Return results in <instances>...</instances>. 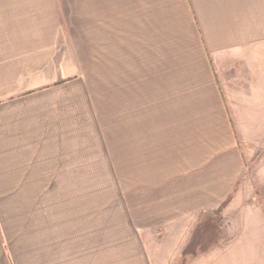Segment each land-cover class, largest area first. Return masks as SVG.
I'll return each mask as SVG.
<instances>
[{
	"label": "crops",
	"instance_id": "0c3cea01",
	"mask_svg": "<svg viewBox=\"0 0 264 264\" xmlns=\"http://www.w3.org/2000/svg\"><path fill=\"white\" fill-rule=\"evenodd\" d=\"M41 1L0 0V264H151L143 236L152 228L139 225L125 202V215L109 217L103 207L95 215L93 178L120 176L118 165L78 62L46 45V10L52 17L58 6ZM68 1L71 18L84 17L86 33L96 36L102 64L135 58L152 70L157 58L165 65L192 59L220 97L218 66L264 64V0ZM31 32L42 36L31 41ZM136 129L118 144L134 146ZM135 159L129 152L132 169ZM73 193L84 194L80 203ZM33 194H49L42 218L49 229L31 244L16 233Z\"/></svg>",
	"mask_w": 264,
	"mask_h": 264
},
{
	"label": "rangeland",
	"instance_id": "374dc122",
	"mask_svg": "<svg viewBox=\"0 0 264 264\" xmlns=\"http://www.w3.org/2000/svg\"><path fill=\"white\" fill-rule=\"evenodd\" d=\"M56 4L57 15L46 10V45L78 62L99 119L108 126L120 175L93 178L95 215L101 207L109 217L125 215V202L139 225L152 228L143 236L151 264H264V64L218 66L221 97L206 71L198 75L200 65L187 57L174 58L186 65L157 58L152 70L135 58H123L133 61L129 65L102 64L85 18H71L68 0ZM38 35L31 32V41ZM180 73L188 75L180 79ZM134 124L138 142L118 144L119 137L125 142L133 136ZM129 152H136V169L127 163ZM48 195L33 194L25 203L16 239L25 236L32 244L47 235L42 218L49 214ZM72 195L78 203L84 196Z\"/></svg>",
	"mask_w": 264,
	"mask_h": 264
},
{
	"label": "trees",
	"instance_id": "16d2710c",
	"mask_svg": "<svg viewBox=\"0 0 264 264\" xmlns=\"http://www.w3.org/2000/svg\"><path fill=\"white\" fill-rule=\"evenodd\" d=\"M231 196L232 193L226 196L225 200L219 205L218 209L216 210L217 213H220L222 209L227 205L228 201L231 199Z\"/></svg>",
	"mask_w": 264,
	"mask_h": 264
}]
</instances>
